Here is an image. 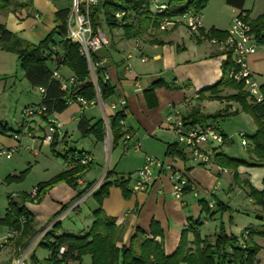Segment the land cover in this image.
Returning <instances> with one entry per match:
<instances>
[{"label": "crops", "instance_id": "obj_1", "mask_svg": "<svg viewBox=\"0 0 264 264\" xmlns=\"http://www.w3.org/2000/svg\"><path fill=\"white\" fill-rule=\"evenodd\" d=\"M71 5L72 0H0V27L11 35L9 42L0 44V75L6 73L8 55L16 56L19 61L18 52L30 45L38 46L46 40L58 26L57 14L65 10L70 11ZM245 10L251 21L256 20L264 14V0H247ZM221 12L225 17H229V24H225L222 18H214L211 22L203 24L209 30L228 32L233 18L239 11L221 7ZM102 30L109 45L98 52L95 58L105 62L114 95L107 101L98 96L88 109L72 103L63 113L53 115L62 127V135L56 136L51 145L43 144L49 124L41 117H33L24 128L17 131L8 130L5 125L7 128L0 135V146L16 150L13 158L4 161L0 167V264H18L23 257L26 264H47L51 252L45 247L48 243L43 239L56 224L61 226L58 236L86 235L94 223L93 213L98 209V203L93 197L94 193L86 199L84 197L88 192L82 193L90 184H93L92 189L97 191L105 183L107 172L111 173L108 180L110 182L127 181L130 193L126 198L120 188L113 186L102 204L105 215L114 219L116 226L124 230L118 247L129 246L138 231L153 240L155 238L152 232L155 230L156 241L163 242L165 254L170 257L177 251L183 232H186L188 248L194 249L195 234L203 240L214 242L216 235L223 229L228 238L238 240V245H242V240L249 237L247 245L258 249L253 264H264V236L261 235L264 232V213L251 197L248 201L252 206L250 209L236 208L232 206L231 200L225 197L234 189H243L248 194L244 181L255 190L264 192V165L239 167L237 173L240 180H235L233 170L222 168L215 161L216 156L225 155L254 163L249 137L244 133L248 140L245 147L248 150L247 158L230 156L225 153L224 146L232 140L227 132L220 128L219 122H216L225 141L220 146H214L210 164L199 165L193 160L191 152L180 145L177 150L182 152V155L176 152L174 156L167 154L169 147L177 143L176 138L172 136L173 123L169 121L170 118L183 120L196 105H199L200 114L206 117L204 104L221 103L230 111L236 103L230 100V97L237 95V91L224 87L220 89L221 100L198 103L200 92L213 87L221 80L224 53L227 51L210 41L194 38L183 26L158 31L156 35L151 32L135 39H127L122 29H109L105 24ZM248 67L263 88L264 45L259 46L257 52L248 58ZM50 68L55 69L52 64ZM60 73L66 80L75 77L65 65L61 66ZM23 77L26 78L24 71ZM1 80L0 84L6 85V82ZM38 90L42 99L43 90ZM120 98L126 100V120L124 136L117 147L113 149V137L107 127L102 142H97L93 136L83 137L78 129L80 121L85 118L91 126L99 121L109 125L118 113L111 105ZM211 123L213 121L204 125ZM249 125L250 133L254 136L257 128L253 118L249 119ZM13 134H18L19 139L15 140ZM30 140H33L36 146H26L25 151L19 152L17 145L30 143ZM137 142L142 146L139 152L133 150ZM44 146L49 147L57 158L44 159L45 170L49 175L38 185L47 183L69 170L68 163L61 158L67 149L91 154L93 164L86 174L85 186L74 187L60 183L51 188L39 204L24 205L35 219L36 235L30 240L29 246L22 249L15 239L18 235L10 232L9 227L2 223L9 210L10 196L16 189L9 179L17 178L19 173L24 172L25 164L31 163L27 160L26 152L39 158ZM17 154L18 157L14 159ZM148 155L163 161L171 171L155 170L154 176L158 177L159 181L153 183L146 192L134 193L133 187L138 181L136 172L144 165ZM173 171L185 173L189 180L197 185L198 190L189 189L181 198H177L171 180ZM18 194L29 195L24 190ZM210 195L212 200L221 202L229 209L218 212L215 206L209 207L210 211L205 212L202 204H209ZM220 195L224 197L221 199ZM89 202H92V205L87 209L85 207ZM231 246L227 248L229 252ZM32 256L35 259H32ZM67 264H92V258L86 255L81 260H71Z\"/></svg>", "mask_w": 264, "mask_h": 264}, {"label": "trees", "instance_id": "obj_2", "mask_svg": "<svg viewBox=\"0 0 264 264\" xmlns=\"http://www.w3.org/2000/svg\"><path fill=\"white\" fill-rule=\"evenodd\" d=\"M210 0H169L167 3L168 10L162 15L154 14L147 1L143 0H112L101 2L93 9L92 25L96 30L102 29L105 24L109 29L117 27L115 13L124 11L126 13L122 26L124 37L127 39L141 38L144 35H149L152 31H160V26L164 17L176 18L187 11L193 10L199 14L207 7ZM247 0H226V4L239 11L238 13H246L252 30V34L259 46L264 45V14L254 21L250 20L248 12L245 10ZM70 11L65 10L57 14L58 26L55 31L48 36L46 40L38 46H27L24 50L18 52L19 62L22 70L25 72V77L34 87L43 90L41 102L32 108H44L42 115L33 117H41L47 121L53 115L61 114L66 111L70 105L69 101L75 97L70 93L63 91L60 81L53 78V73L61 69L65 65L74 74L76 84L72 88V92H77V96L84 98L88 102H94L98 96L103 101L109 100L114 95L109 80H103V71H96L98 90L91 81V74L88 68L87 60L80 54V46L77 43L69 41L68 38V17ZM228 37V33H222L210 29V40L224 41ZM11 35L2 27H0V44L9 42ZM54 47L59 48V52L53 50ZM228 59L222 65V78L211 88L200 92L201 96L198 103L203 101H219L222 98L219 96L222 87L237 91V95L230 97V100L239 103L243 110L249 114L256 125V134L249 140L251 142V152L254 155L255 162L250 164L244 160H236L225 155L215 157L216 163L225 169L234 171V179L240 180L237 170L241 166L260 167L264 165V87L261 88L263 95L262 103H256L254 99L246 92L244 83L236 82L230 77L231 72H238L231 52H226ZM59 61L57 65L53 59ZM63 60V61H62ZM96 60V58H95ZM50 64L54 65L55 69L50 68ZM57 67V68H56ZM209 94L205 96V94ZM250 99L251 104L248 102ZM30 108V107H29ZM27 109V108H26ZM32 117V118H33ZM31 118V119H32ZM220 116L212 118L213 123L219 122ZM30 119V120H31ZM126 120L124 111H119L110 121L109 128L113 137V149L122 140L124 126L122 122ZM186 126L195 128L198 125H204L210 121L207 117L200 114L199 105L192 108L191 112L183 118ZM30 122V121H29ZM28 124V122L26 123ZM25 124V125H26ZM2 126V124H0ZM17 127V124H16ZM7 127L2 126L1 130L4 133ZM18 129V127H17ZM78 129L83 137L93 136L97 142H102L105 137L106 125L104 121H99L91 126L89 122L83 118L78 126ZM20 130V129H18ZM248 141V140H247ZM179 144L176 143L169 147L167 154L174 156L182 155L178 151ZM56 154V153H55ZM84 152H78L72 149H67L61 158L70 163L76 156H84ZM57 155V154H56ZM89 167L78 166L75 169H69L53 178L47 183L38 185L39 195L38 204L43 200L45 194L54 186L60 183H66L70 186H77V181L86 176ZM111 173H106L105 183L94 192V198L98 203V209L93 213L94 223L89 232L82 236L62 235L58 236L61 229L59 224H56L52 231L44 237L45 246L51 252V258L47 264H67L71 260H81L84 256L89 255L92 258V264H253L255 255L258 249L254 246L247 245L248 238L242 240V245H238V240L230 239L226 236L222 229L216 235L214 242L203 240L199 235L195 234L194 249L188 248L186 232L182 233V238L177 251L170 257H167L164 251L163 242L155 239H148L144 233L139 232L135 235L129 246L118 247L124 236V230L116 226L114 219L105 215L102 210V204L108 196L109 189L113 186L120 188L126 198L129 197L127 189L128 182L125 180H117L110 182ZM16 178H10L14 181ZM248 189L249 197L253 198L256 205L261 208L264 213V192H259L252 188L248 182H243ZM93 188V184L88 185L85 194ZM190 187H185L184 192ZM82 196V195H81ZM30 201L29 195H22L20 201L11 200L9 210L2 223L9 227L10 232H17V237L22 249H26L30 240L36 235L35 219L24 206ZM215 202L218 212L228 210L221 202ZM214 206V207H215ZM205 212L210 211L209 204H202ZM25 219V224L22 225L20 219ZM155 227V225H154ZM264 236V232L261 233ZM246 243V245L244 244ZM232 245L230 252L228 246ZM43 246V245H42ZM61 247H66L67 251L60 256ZM32 259H35L32 256ZM35 264H37L35 262Z\"/></svg>", "mask_w": 264, "mask_h": 264}, {"label": "built area", "instance_id": "obj_3", "mask_svg": "<svg viewBox=\"0 0 264 264\" xmlns=\"http://www.w3.org/2000/svg\"><path fill=\"white\" fill-rule=\"evenodd\" d=\"M147 1L154 11V14L162 15L167 12L168 5L162 3L161 0H143ZM101 2V0H72L71 10L68 17V40L77 43L80 46V54L84 56L88 63V68L91 74V81L98 90V83L96 78V71L101 69L103 71V80L108 81L109 75L105 69L104 61L95 60V56L98 52L105 49L109 45V41L105 33L100 29H94L92 25L93 9ZM126 13L124 11L115 13V18L117 20V27L119 29L124 25L123 19ZM248 16L246 13H238L232 20L230 30L227 32L228 37L224 41L210 40L211 43L220 45L227 52H231L233 62L236 68L239 69L238 72H231L230 77L236 82L244 83L246 92L254 99L256 103H262L263 95L261 92V87L255 76L251 73L248 67V58L254 55L259 45L257 44L254 35L248 21ZM177 26H183L187 28L194 38L209 41L210 30L204 27L201 14L190 10L183 15L176 18L164 17L162 20L160 30L165 31L168 28H174ZM55 52H59V48L54 47ZM224 61L228 59V55L224 56ZM53 61L55 65L59 63L60 60L54 58ZM63 61V60H62ZM57 68V67H56ZM58 71L53 73V78L60 81L63 91L70 93L74 96V100H70L69 103H77L83 109H88L94 102H88L84 98L77 96V92H72V88L76 84L75 78L64 79L63 76ZM126 107L125 98H120L118 102L113 103L111 108L114 111H124ZM45 111L44 108H27L23 112V119L17 123L18 129L25 127V124L30 121V119L35 115H42ZM125 112V111H124ZM169 121L173 123L172 125V136L176 138L177 143L188 149L191 152L192 158L199 165L210 164L214 155V146H220L224 143L225 137L219 131L216 123L206 124L200 127H188L185 125L182 119L173 120L170 118ZM49 124L48 134L45 137L43 144L51 145L56 136L62 135L61 125L51 116L47 120ZM125 126V121L122 122ZM106 127L109 130V125L106 123ZM0 134L2 130L0 128ZM12 137L18 140L19 135L13 134ZM242 140V146L246 147L248 145L247 137L244 133L240 134ZM134 151H141L142 146L137 142L134 147ZM15 149H8L4 146H0V165L3 160H10L13 158ZM93 164V157L91 154H84V156H76L73 161L68 163L69 169H75L78 166L89 167ZM170 170L166 164L157 159L154 156L148 155L146 157L145 163L140 167L136 174L138 176V181L133 187V192H146L153 183L159 181V178L154 176L155 170L166 171ZM171 171V170H170ZM171 180L173 183V191L177 198H181L184 193L185 187H190L191 190H198L197 185L191 182L188 176L181 171L171 172ZM87 184L86 176L80 178L77 181V185L85 186ZM96 189H91L88 191L86 196L88 197L94 193ZM39 189L36 187L32 193L29 194L30 201L27 202L37 205L38 204ZM210 195V199H211ZM22 199L19 195H11L10 201H20ZM83 199V200H85ZM209 206L214 207V200L209 201ZM22 225L25 224V219H20ZM17 235V232L14 233ZM249 235V234H248ZM247 237V234L245 235ZM247 239V238H246ZM67 248L61 247L59 255L62 256L66 253ZM18 264H26L25 257L18 261Z\"/></svg>", "mask_w": 264, "mask_h": 264}, {"label": "rangeland", "instance_id": "obj_4", "mask_svg": "<svg viewBox=\"0 0 264 264\" xmlns=\"http://www.w3.org/2000/svg\"><path fill=\"white\" fill-rule=\"evenodd\" d=\"M161 1L165 4L169 2V0ZM225 2L226 0H210L207 7L203 10V12H201L203 23L205 24L206 22H211L214 18H222L225 24H229V17H225L224 13L221 12V7H225V9L228 10L231 9ZM204 27L206 29L208 28L205 25ZM157 32L158 31H152L155 35ZM1 49L2 47H0V51ZM8 57L9 60L7 61V66L5 68L6 73L4 75H0V80L2 79L6 82V85H4L5 87L0 84V124H2V126H8V130L17 131L16 124L23 119V112L25 108L35 107L38 105L37 103L41 101V95L39 90L37 88H33L28 80L23 77V70L20 62L17 61V57L14 55H8ZM248 102L251 104L250 100H248ZM26 104L32 105L27 106ZM204 106L206 108L204 113L210 121L212 118L220 116V118H218L220 128L225 130L229 139L232 140L229 144L224 146L225 153L235 158H247L248 150L241 145L242 140L240 134L245 133L249 139L253 136L252 133H250L251 127L249 125V119L252 117L243 110L239 103H235L230 111L221 105V103L217 102L214 104H204ZM2 126H0V128H2ZM30 141V143H23V146L18 144L17 147L18 149L20 148L19 152L25 151L24 149L26 146H36L33 140ZM64 154L65 153H63V155ZM18 155L19 154L15 155L14 159H16ZM26 157L27 160L31 162V165L25 164V169L23 170L24 172L21 174L19 173L18 177L14 181H11V184L16 186V189L12 193V195L15 196L19 195L22 197V195L18 193L23 190L29 194L32 193L37 185L43 182V180L47 178V175H49V173L45 170L46 162L44 159H46V157H52V159L57 158L47 146L42 147L39 158L34 157L29 152H26ZM58 157L60 158V156ZM62 160L60 161L63 164ZM4 161L6 160H3L2 163ZM2 163L0 167L2 166ZM39 163L40 165L38 166ZM61 163L59 164L62 165ZM220 197L222 199L224 196L220 195ZM225 197L227 199L229 198L232 206H236V208L241 207L243 209H250L252 207L248 202L249 195L246 194L243 189H234ZM91 203L92 202H89L85 208H91Z\"/></svg>", "mask_w": 264, "mask_h": 264}]
</instances>
